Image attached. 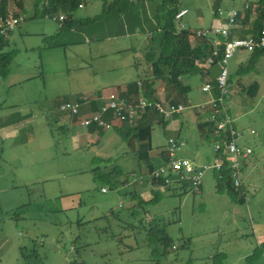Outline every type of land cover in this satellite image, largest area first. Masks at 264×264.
I'll use <instances>...</instances> for the list:
<instances>
[{"label":"rangeland","instance_id":"1","mask_svg":"<svg viewBox=\"0 0 264 264\" xmlns=\"http://www.w3.org/2000/svg\"><path fill=\"white\" fill-rule=\"evenodd\" d=\"M45 1H8L9 14L25 19L4 34L5 51L13 58L0 75V206H22L12 214L8 239H0V264H264V252L257 250L264 243V53L249 61L250 50H236L229 61L231 95L224 101L237 127L245 130L243 141L254 149L246 198L229 192L225 179L219 187L213 168L204 174L200 192H182L152 183L146 161L129 146L132 126L92 131L56 103L65 97L104 100L111 89L150 78L144 56L148 33H157L158 2H148L155 30L143 23L144 29L116 35L119 23L101 22L99 29L79 22L101 14L111 0H87L74 12L78 22L63 30V21L43 14ZM215 1L222 10L244 4L179 0L180 8L189 10L183 23L196 30L210 27ZM217 70L219 64L212 75ZM256 81L260 88L251 96L248 87ZM182 82L190 85L188 97L197 105L208 100L201 74L184 76ZM182 103L191 120L171 116L186 140L177 154L212 165L214 138L201 134L200 117ZM204 114L211 121L213 106ZM171 121L154 123L155 151L181 138L168 130ZM120 127L127 130L122 134Z\"/></svg>","mask_w":264,"mask_h":264},{"label":"trees","instance_id":"2","mask_svg":"<svg viewBox=\"0 0 264 264\" xmlns=\"http://www.w3.org/2000/svg\"><path fill=\"white\" fill-rule=\"evenodd\" d=\"M8 1L9 0H0V15L2 19L8 18ZM146 0H112L109 3H106L103 12L94 17L81 18L80 23L84 26L88 24H94L95 28H99L98 23L106 22L104 25L112 27L115 23L122 24V27L127 26L130 30L135 29L136 27L142 26L141 16L138 13L136 16L132 14L134 6L139 3H145ZM148 2H153L154 0H147ZM158 2L155 11L153 13V19L157 23V33H153L148 50L145 53L144 61L150 65V74L151 77L147 79H138L128 83L126 86H119L118 89L122 90L121 96L131 97L138 99L141 95L147 99H155L154 94L157 92L154 85L157 80H162L165 86L172 87L179 92L180 101H185V96L190 89V85L183 84L182 79L184 76H189L192 74H201L203 78L212 76V79L209 81L213 86L214 97L217 99L220 96H223L226 99L231 92L223 93V88L219 86L217 81L218 71L215 75H212L211 70L214 65L218 66L219 61L222 59L224 54V38H222L221 44H216L211 41V37L208 36H198L197 30L194 28H179L176 20V14L180 11V2L179 0H155ZM83 0H47L44 8V15L55 16L58 13L65 15V19L60 25V29L69 28L72 29L73 26L78 22L73 18L74 12L81 6ZM256 4V6H254ZM216 7V6H215ZM255 10L256 16L253 20H250V14ZM218 9H216L217 11ZM218 15V14H216ZM263 16H264V0H255L244 7V9L239 12V16L236 20L235 26L232 28V34L230 38L235 37H244L250 34H259L262 25H263ZM107 18V20L105 19ZM113 21V23L111 22ZM123 22V23H122ZM121 26V25H120ZM1 30V29H0ZM10 32V31H9ZM121 31H114V34H118ZM124 33V32H122ZM6 34V33H5ZM7 37L0 31V75L4 74L9 64L12 61L13 55L10 52L5 51V47L8 44ZM151 43V45H150ZM218 51V55L215 54V51ZM264 53V49H255L252 51V56L249 61L256 60V57H259ZM213 58V62L209 61V58ZM135 66H138L139 63H134ZM243 67V66H242ZM248 67V66H247ZM244 68L241 69V71ZM229 80L230 72L228 75V81L226 88L229 89ZM260 88V84L256 81L248 87V93L251 96H255ZM186 89V94L184 95V90ZM143 93V94H142ZM206 93V92H205ZM66 99V97L64 98ZM63 99V100H64ZM177 99V98H176ZM62 100V101H63ZM175 99L171 98L168 101H164L166 105L169 104H180L182 102L173 101ZM61 102L59 99L56 103L57 105ZM183 104V103H182ZM94 109H97V103L93 104ZM227 109V108H226ZM229 110V109H228ZM227 110V111H228ZM228 113L231 115L230 111ZM160 115L157 111L149 109L142 118L138 119L135 124L132 125L128 133L133 131V137L142 142L143 148H140L138 154L141 161L147 163L148 173L151 177V181L154 185H161L163 181L155 178L154 170L161 165H166L169 162V154L166 150L162 151V156L158 160L153 159L148 155L150 150H152V131L154 125L150 122V115ZM85 116V112H82L79 116H73V121H77L80 116ZM232 117V115H231ZM233 118V117H232ZM234 120V119H233ZM118 122L114 123V126L118 125ZM234 124L237 127V124L234 121ZM213 123L210 121L206 122L207 127V137H213L216 142L219 139H222L226 132L220 131L217 133V137L210 135V130ZM90 130L98 128L97 125L89 126ZM239 129V128H238ZM123 134V132H122ZM242 145H245L243 139L240 141ZM248 145V144H246ZM110 160V159H107ZM247 161L244 162V164ZM97 170L94 168V171ZM245 165L242 167L243 179L241 186H236L233 180L232 169L228 164L224 166L219 173L218 186L222 187L223 180H226L229 192L233 195H238L240 192L243 193L244 197L241 198L243 201L246 198V185L244 179ZM204 183V181H203ZM203 183L199 189H196L191 181H183L178 184H170L169 187L175 186L173 189H179L182 192H187L189 189H193L196 192H200L203 187ZM258 253L264 252V243L257 249ZM257 250L250 255L248 258L256 256ZM73 264V263H71Z\"/></svg>","mask_w":264,"mask_h":264},{"label":"built area","instance_id":"3","mask_svg":"<svg viewBox=\"0 0 264 264\" xmlns=\"http://www.w3.org/2000/svg\"><path fill=\"white\" fill-rule=\"evenodd\" d=\"M249 1V0H247ZM82 6V5H81ZM189 12L188 8H180L176 14V20L179 28H187L183 23V17ZM239 9L234 7L228 10L219 8L215 11L224 21L220 24L213 25L207 28H199L198 36H220L224 38V55L219 61L220 70L217 75L219 86L223 88V93L230 92L226 88L229 75V61L235 56L238 48H246L248 50L264 49V17L263 25L259 34H251L244 37L230 38L232 28L236 24L239 16ZM59 19H65L64 15H60ZM23 20L22 17H8L2 19L0 23V31L2 34H7ZM216 44H221L222 41H215ZM218 55V51H215ZM213 62V58H209ZM203 91L209 96L207 104L214 108L213 118L210 122L213 123L210 135L217 137L220 131L226 132V135L217 140L214 144L215 159L212 165L198 164L187 158H180L177 155V150L186 144L185 141L179 138H171L168 142L167 151L169 154V162L166 165H161L154 170V176L163 181L161 186L170 184H178L183 181H191L196 189H199L203 183V176L207 170L213 168L220 171L226 164L232 169L233 180L236 186H241L243 179L242 167L244 162L254 154V149L250 145H242L245 132L236 128L234 120L228 113L225 106V99L220 96L219 99L214 97L213 86L210 82H206L203 86ZM121 89L111 91L104 100L108 103L106 107H97L94 109L93 104L97 102V98L85 96L83 98L69 99L66 98L59 103V109L66 111L73 116H79L85 112V116H80L77 121H80L85 126L97 125L101 128L112 126L113 123L119 124H135L138 119L142 118L145 109H152L164 117H171L174 114L182 113L186 106L180 104L166 105L163 100L147 99L140 96L138 99L121 96ZM112 117V119H111ZM160 185V184H159ZM105 191L106 188H103Z\"/></svg>","mask_w":264,"mask_h":264},{"label":"crops","instance_id":"4","mask_svg":"<svg viewBox=\"0 0 264 264\" xmlns=\"http://www.w3.org/2000/svg\"><path fill=\"white\" fill-rule=\"evenodd\" d=\"M47 1V0H46ZM46 1H45V3H46ZM112 1V0H111ZM234 2H235V0H233ZM244 1V4L242 5V6H240L239 7V10H243L244 9V7H248V5H250V3H252V1H255V0H249V1H247V0H243ZM86 2H87V0H83V2H82V7L86 4ZM22 5V4H21ZM215 5H216V7H214V10H216V9H219V8H221L222 9V7L220 6V3H218L217 1H215ZM254 6H256V4L254 5ZM230 9V8H229ZM145 11H146V13H145ZM252 11H254L253 12V14H250V20H253V18L256 16L255 14H256V12H255V10L253 9ZM140 14V16H141V20H142V26L141 27H136V28H141V29H144V26H143V23H145L146 24V29H148V30H150V28H154V23H152V22H150V18H151V11H150V9H149V5H148V1L146 0L145 1V3H139V4H137V5H135L134 6V9H133V11H132V14L134 15V16H136L137 14ZM189 13V12H188ZM187 15V14H186ZM214 15H216V14H214ZM8 16L9 17H16V18H19V16L18 15H10L9 13H8ZM218 16V17H217ZM264 17V16H263ZM23 18V20L25 19L24 17H22ZM53 18L55 19V20H58L59 21V19H58V16H53ZM22 20V21H23ZM224 21V18H222V17H220L219 15H216L215 17H214V21L209 25L210 27L211 26H213V25H217V24H220V23H222ZM262 21H263V19H262ZM21 23V22H20ZM123 23V22H122ZM19 24V23H18ZM121 25V26H120ZM186 25H187V27L189 28H192L191 26H190V22L188 21L187 23H186ZM117 26V29L115 30V31H121V32H124V34L126 33L125 31H124V29H126V31L127 32H134V30L136 29H133V30H130L129 28H131V27H127V26H125L124 25V27H122V24H120L119 23V25H116ZM196 28V27H195ZM156 29V27L154 28V30ZM151 33H148V37L150 36H152V35H150ZM251 35V34H250ZM217 37H219V38H213V37H211L212 39H211V41L212 42H215V41H220V40H222V38L220 37V36H217ZM216 43V42H215ZM251 51V50H250ZM252 52V51H251ZM218 71V70H217ZM209 79H212V76H208V77H205L204 78V80H205V82H207V81H209ZM204 82V83H205ZM203 83V84H204ZM154 87H155V89H156V93L154 94V96H155V99H159V100H163V101H168L170 98H171V100L172 99H175V100H173V101H177V102H184V103H187V104H190V105H192L191 106V108H188V109H193V110H195L194 111V113L195 114H197L199 117H200V120L198 121V123H197V128H198V130L201 132V134H203L204 136H206L207 137V127L206 126H203L204 124L206 125V122L208 121L207 120V118H203L202 117V115H205L204 114V112L206 111V109L207 108H209V105L207 104V102H208V100L205 102V103H203V104H200V105H197L198 103H195L194 101H193V99L192 98H189L188 97V93H187V95L185 96V101H180V99H179V92L176 90V89H174V88H172V87H166L165 86V84L164 83H162V81H158L157 83H155V85H154ZM117 88H115V89H111L110 90V92L111 91H114V90H116ZM184 95L186 94V89L184 90ZM207 94V93H206ZM208 95V94H207ZM177 98V99H176ZM208 98H209V96H208ZM187 108V107H186ZM185 108V109H186ZM187 110V109H186ZM185 111V110H184ZM184 111L181 113V114H179V113H177V115H175L174 117H173V119L175 118V117H181L183 120H185V121H189V120H191V117L189 116V115H186V114H184ZM111 119H112V117H111ZM172 120V117L169 119V120H167L166 118H164V116H162V115H157V114H154V115H150V122L154 125V123L155 122H157V121H162V122H165V123H168L169 121H171ZM130 126H132V125H130ZM113 127H114V123H113ZM121 129H120V132L122 133L123 132V130H127V128H122V127H120ZM240 129V128H239ZM168 130L169 131H176V132H179L178 133V136L177 137H181L180 136V132H181V129H180V125L179 124H177L176 123V120H173V122L171 121V123L168 125ZM240 130H243V129H240ZM153 131H154V129H153ZM153 131H152V137H153ZM244 132H245V130H243ZM245 138V135L243 136V139ZM180 139H182V137L180 138ZM183 141H184V139H182ZM186 141V140H185ZM245 144H247L246 142H244ZM249 145V144H248ZM129 146L133 149V150H138V152H139V150H140V148H143V145H142V142L141 141H139L138 139H136V138H134L133 136H130V138H129ZM154 146H153V144H152V150H150V152L148 153V155L150 156V157H152L153 159H155V160H158L159 159V157H161L162 156V151H155L154 149ZM167 148V147H166ZM166 150V149H165ZM197 153H199L198 152V150L196 149V154ZM138 156H139V154H137ZM178 156L179 157H183V155H182V153H178ZM255 155L253 154L250 158H249V160L244 164L245 165V171H244V179L245 178H249V173L250 172H248V169H249V167L247 166V164H249V163H251V160L253 159V157H254ZM186 158V157H185ZM146 161V160H145ZM195 163H197L196 161H195ZM199 164V163H198ZM203 164H206V163H203ZM128 180H126L125 182H127ZM203 188V187H202ZM22 206V205H21ZM21 206H18V205H16V204H14V205H1L0 206V223H1V225H0V239H1V241L2 242H4L6 239H8V228H9V225H10V223H11V219H14V217L12 216V214H14L13 212L16 210V209H18V208H20ZM15 214H17V213H15ZM10 220V221H9ZM7 221H9L8 223H7ZM24 256V255H23Z\"/></svg>","mask_w":264,"mask_h":264},{"label":"bare ground","instance_id":"5","mask_svg":"<svg viewBox=\"0 0 264 264\" xmlns=\"http://www.w3.org/2000/svg\"><path fill=\"white\" fill-rule=\"evenodd\" d=\"M96 103H97L98 107H106V106H108V103L105 100H98ZM146 112H148V109H145L143 111V114H145ZM112 126H113V124H112Z\"/></svg>","mask_w":264,"mask_h":264},{"label":"clouds","instance_id":"6","mask_svg":"<svg viewBox=\"0 0 264 264\" xmlns=\"http://www.w3.org/2000/svg\"><path fill=\"white\" fill-rule=\"evenodd\" d=\"M81 5H82V3H81ZM216 10H214V12H215ZM240 11V10H239ZM215 14V13H214ZM61 15H63V14H61ZM65 16V15H64ZM58 19H59V16H58ZM60 20V19H59ZM61 21V20H60ZM63 21V20H62ZM118 89V88H117ZM180 139V138H179ZM168 146V145H167ZM178 155V154H177ZM179 157V156H178ZM180 158H182V157H180Z\"/></svg>","mask_w":264,"mask_h":264}]
</instances>
